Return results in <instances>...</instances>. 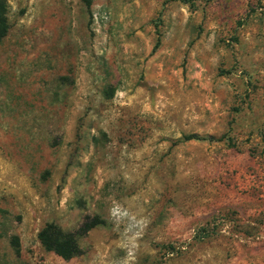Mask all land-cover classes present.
Instances as JSON below:
<instances>
[{"label":"rangeland","instance_id":"obj_1","mask_svg":"<svg viewBox=\"0 0 264 264\" xmlns=\"http://www.w3.org/2000/svg\"><path fill=\"white\" fill-rule=\"evenodd\" d=\"M90 1L6 0L0 264H264V0Z\"/></svg>","mask_w":264,"mask_h":264},{"label":"trees","instance_id":"obj_2","mask_svg":"<svg viewBox=\"0 0 264 264\" xmlns=\"http://www.w3.org/2000/svg\"><path fill=\"white\" fill-rule=\"evenodd\" d=\"M86 5L89 7L91 4L90 0H84ZM7 2L6 0H0V40L7 34L9 25L7 22ZM159 45V34L157 41L154 45V49ZM214 140L213 135L200 136L195 133L186 134L182 137L183 142L190 140ZM104 221L98 215L86 216L80 226L75 232L67 231L62 232L56 227L54 223H48L38 232V239L41 245L48 251H52L55 254L61 256L64 259H70L81 252L77 238L86 234L92 228L102 224ZM209 229L204 227L201 228V232L208 233ZM11 245L16 255L20 253V244L18 237L12 235L10 239Z\"/></svg>","mask_w":264,"mask_h":264}]
</instances>
